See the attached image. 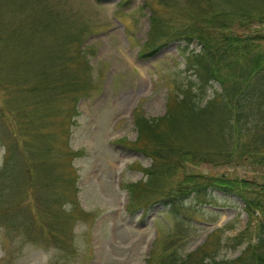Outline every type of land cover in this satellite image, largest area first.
Instances as JSON below:
<instances>
[{
    "label": "rangeland",
    "instance_id": "rangeland-1",
    "mask_svg": "<svg viewBox=\"0 0 264 264\" xmlns=\"http://www.w3.org/2000/svg\"><path fill=\"white\" fill-rule=\"evenodd\" d=\"M190 3L197 5L0 0V264H162L169 253L179 264H195L203 255L264 264V244L257 243L264 213L247 211L234 192H212L211 203L185 199L180 218L157 204L144 213L125 209L123 184L145 183L142 169L150 164L132 147L133 110L148 118L163 115L176 84L191 78L173 38L157 36L154 49L138 55L149 16L154 9L162 28L175 29L188 18ZM43 8L54 11L52 33L34 25ZM228 22L223 31L250 34L264 48L263 18L248 26ZM46 46H56L48 80L34 57V49ZM198 47L192 41L186 49ZM79 49L82 58L74 57ZM69 79L83 89L70 91ZM44 84L57 89L45 91ZM184 132L178 140L189 143L185 147L212 145ZM185 162L143 188L150 189L143 197H163L190 173L229 178L247 197L264 189L262 164Z\"/></svg>",
    "mask_w": 264,
    "mask_h": 264
},
{
    "label": "trees",
    "instance_id": "trees-1",
    "mask_svg": "<svg viewBox=\"0 0 264 264\" xmlns=\"http://www.w3.org/2000/svg\"><path fill=\"white\" fill-rule=\"evenodd\" d=\"M194 1L197 5L190 3L188 18L175 29L167 27L168 31L164 30L166 27L162 28L154 9L149 16L150 30L138 55L143 56L154 49L152 47L158 38H173L178 42L184 71H189L191 78H184L176 84L163 115L148 118L137 108L133 110L137 136L132 147L148 157L150 164L142 169L146 176L145 183L139 181L123 184L127 192L125 209L129 213H144L150 206L157 204L166 207L169 214L180 218L179 212L183 210L185 199L194 198L198 202L211 203V193L217 191L223 194L234 192L244 198L247 211L257 208L264 213V189L247 197L236 191L232 185L233 180L223 176L207 177L190 173L172 191H163L165 195L157 200L146 199L148 193L145 197L142 195L143 191H150L143 188L162 180L170 169L178 168L187 160L210 161L213 164L253 161L264 165V48L254 40L258 38L250 34L223 31L230 26L229 19L239 22L240 26H248L255 17L264 19V0ZM53 12L43 8L40 22L37 25L34 23L35 27L43 28L45 32L53 31L56 25ZM34 31L37 30L32 25L31 33ZM58 38L61 41L64 35ZM192 41H196L199 47L187 51L186 47ZM30 44L35 47L34 41ZM50 48L46 46L39 53L33 48L34 57L37 54L42 60L40 75L46 80L51 76L50 59L56 46ZM62 56L60 54V60ZM83 56L79 49L74 57ZM61 65L63 70L64 64ZM73 78L76 80L75 76ZM74 80H68L72 87L75 86L73 89L71 86L66 87L75 92L83 89ZM43 89L49 91L57 87L44 84ZM184 131L203 137L212 145L206 148L193 145L185 147L189 143L183 144L178 140L182 138L180 136L184 137ZM263 233L264 222L257 240L259 245L264 244ZM216 259L214 256L203 255L195 264L226 263ZM174 260L173 254L169 253L162 264L180 263Z\"/></svg>",
    "mask_w": 264,
    "mask_h": 264
}]
</instances>
